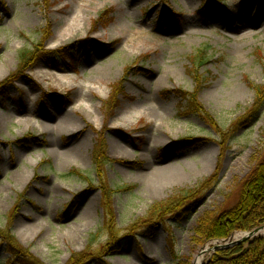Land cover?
Segmentation results:
<instances>
[{
    "label": "rangeland",
    "instance_id": "rangeland-1",
    "mask_svg": "<svg viewBox=\"0 0 264 264\" xmlns=\"http://www.w3.org/2000/svg\"><path fill=\"white\" fill-rule=\"evenodd\" d=\"M0 2V83L15 76L0 87V229L43 264L87 250H103L108 264H194L218 245L193 239L196 222L235 203L264 153V103L250 112L252 87L264 82L263 0H224L225 22L199 14L200 0ZM25 49L68 56L22 68ZM191 57L204 65L191 69ZM190 69L215 126L180 113ZM99 138L108 160L99 184L114 192L107 204L121 232L109 244L92 156ZM197 189L187 214L139 223L153 204ZM0 264H17L1 236Z\"/></svg>",
    "mask_w": 264,
    "mask_h": 264
},
{
    "label": "trees",
    "instance_id": "trees-1",
    "mask_svg": "<svg viewBox=\"0 0 264 264\" xmlns=\"http://www.w3.org/2000/svg\"><path fill=\"white\" fill-rule=\"evenodd\" d=\"M200 6L198 7L199 14H205V12L213 14L217 13L216 16L220 17V20L226 21V17L229 15V11L223 5L224 0H200ZM252 0H242L244 4L250 3ZM2 4V2H0ZM264 4V0H263ZM105 14L100 13L97 20L94 21L93 25L104 20ZM111 20V19H110ZM109 20V21H110ZM35 50L36 48H32ZM65 49L57 51H36L33 52L31 49H25L21 51L19 56L20 67L26 68L29 64L42 56L46 60H50L53 57L63 56ZM203 54V53H202ZM70 62H74L73 58L70 57ZM190 66L192 68H198L204 65L201 60L196 61L192 57L189 58ZM189 70V76L194 82L193 89L187 92H181L178 96L180 101V113L181 115H196L199 119H202L208 124L215 126L211 116L203 109L202 105L198 102L197 95L198 90L196 87L199 83V75L195 69ZM263 75H264V63L262 64ZM14 77L7 78L4 82L0 83L1 86L9 84ZM123 80V78L121 79ZM120 80V81H121ZM118 82L116 88H119L121 82ZM112 88V87H111ZM114 88V86H113ZM254 91V100L251 108L252 113L257 112L259 107L264 103V82L261 85H255L252 87ZM5 90L0 89V96H5ZM51 95H43L39 102L40 105L46 103V98ZM115 97L109 99L108 103L113 102ZM249 112V111H248ZM251 113V114H252ZM222 134V131H221ZM93 164L95 166V173L98 179L99 189L103 190V227L102 229L107 231L109 236L108 244L120 236V231L115 227L113 222L110 208L108 207V200L113 197L114 192L111 188H108L106 184H99L103 175L104 166L107 165L108 160L105 156V145L103 140L100 138L96 140L93 150ZM84 182L90 181L87 176H84L81 172H76ZM216 178V173L211 174L202 183L201 187L209 186ZM197 190H185L181 191L177 195L167 199L164 202H157L153 204L146 217L139 219V223H153L158 220H164L166 217L174 215L180 217L183 214H187L193 207L195 200H197ZM264 225V153L258 158L256 164L249 172L248 176L242 183V187L239 196L235 200V203L228 209L206 212L196 222L194 229V237L198 243L204 244L210 241L224 240L228 238L233 232H249L260 226ZM135 224L129 226L128 230H133ZM101 229H98L95 234H91L90 237L94 238ZM9 227L0 229V236L5 243L6 253L8 260H14L17 264H43L35 259L26 248L21 247L16 240L9 234ZM107 246H103L105 249ZM102 251L90 252L88 250L78 254H72L65 264H92L91 260L95 259L98 264H108L106 261L101 260ZM180 264H189L188 262H182ZM204 264H264V237H255L248 239L238 245L230 248L216 250L210 253L209 258Z\"/></svg>",
    "mask_w": 264,
    "mask_h": 264
},
{
    "label": "water",
    "instance_id": "water-1",
    "mask_svg": "<svg viewBox=\"0 0 264 264\" xmlns=\"http://www.w3.org/2000/svg\"><path fill=\"white\" fill-rule=\"evenodd\" d=\"M242 235V237L240 239L237 240H232L233 239V235H231V237L227 240H222L221 242L218 243V245L213 246V247H208L207 251H212L214 252L215 250H221V249H226V248H230L232 246L238 245L248 239L254 238V237H263L264 236V225L250 231V232H244V233H240ZM203 264V263H202Z\"/></svg>",
    "mask_w": 264,
    "mask_h": 264
},
{
    "label": "bare ground",
    "instance_id": "bare-ground-1",
    "mask_svg": "<svg viewBox=\"0 0 264 264\" xmlns=\"http://www.w3.org/2000/svg\"><path fill=\"white\" fill-rule=\"evenodd\" d=\"M242 237L241 234H235L233 235V241L240 239ZM208 245L204 246L203 248H201L198 253L196 254L195 260H194V264H202L203 263V259H204V255L206 254L207 250H208Z\"/></svg>",
    "mask_w": 264,
    "mask_h": 264
}]
</instances>
